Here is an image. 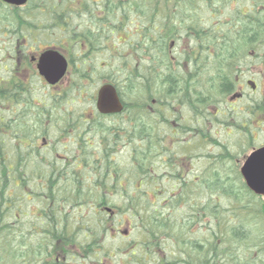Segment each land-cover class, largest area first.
<instances>
[{
    "label": "trees",
    "instance_id": "1",
    "mask_svg": "<svg viewBox=\"0 0 264 264\" xmlns=\"http://www.w3.org/2000/svg\"><path fill=\"white\" fill-rule=\"evenodd\" d=\"M140 3L29 0L27 21L15 12L18 25H44L52 38L65 33L76 51L100 53L99 83L116 85L127 107L118 117L102 115L104 134L113 140L104 141L112 151L124 150L114 160L105 156L108 190L118 192L109 202L89 203L81 192L83 172L68 170L65 159L58 176L46 173L40 164L31 177L24 176L30 155L17 141L23 115L4 112L0 84V264H19L18 259L23 264H264V198L251 192L240 174L241 160L256 145L251 135L256 130L240 123L215 126L210 111L201 112L211 105L206 97H225L227 80L178 83L173 69L165 80L162 66L174 57L162 52L155 2ZM142 8L146 20L141 36L132 22ZM10 10L0 5V14ZM130 25L131 40L123 44L118 37L128 36ZM76 78L77 85L56 100L58 118L85 115L79 102L83 78ZM168 96L171 108L187 113V135L166 129ZM197 165L206 169L196 172ZM57 179L64 197L48 208L35 205L34 220L17 225L10 188L31 184L35 200L41 202L44 189ZM48 194L49 199L56 196L51 190ZM29 221L37 228L36 252ZM60 223L66 228L58 227ZM110 238L117 241L114 248L109 247Z\"/></svg>",
    "mask_w": 264,
    "mask_h": 264
},
{
    "label": "flooded vegetation",
    "instance_id": "2",
    "mask_svg": "<svg viewBox=\"0 0 264 264\" xmlns=\"http://www.w3.org/2000/svg\"><path fill=\"white\" fill-rule=\"evenodd\" d=\"M154 2V18L158 21L155 28L162 36V52L167 50L166 53L174 57V61L165 62L166 65L162 66L165 80L168 78L169 69L175 70L178 76L176 81L183 84H194L202 80H227L225 97L217 101L214 94L206 97L205 100L208 99L211 105L200 110L202 113L210 111L215 122H209V118L205 117L210 127L213 124L219 126L220 122L223 127H232L238 123L246 129L254 127L256 132L251 131V135L258 142L259 136L264 134V0ZM0 5L11 9L3 15L0 14V84L5 93L4 112L9 115L12 112L23 115L24 120L18 124L21 129L17 141L24 152L30 155L27 159L30 168L26 166L24 176L31 177L33 168L38 164L43 166L46 173L58 176L64 171L62 164L65 159L66 163L70 162L68 170L74 173L83 172L81 192L86 195L87 202H109L116 197L114 194L118 190H108L107 170H110V166L106 164V157L114 160L124 150L118 147L112 151L108 147L109 143L104 141V136L107 135L103 131L105 124L102 123V115L111 119L124 112L127 103L121 90L112 83H99L97 56L100 53L96 54V51L90 49L78 52L77 45H72L65 33L61 38H52L49 31L44 30V25H18L15 12L27 21V5L11 6L1 0ZM167 18L172 19V27ZM137 19L132 23L137 24L136 29L140 30L142 36L146 20L143 8ZM118 39L123 44L131 40V25L128 36L121 35ZM131 43L129 41L128 44ZM113 51L116 54L115 48ZM52 52L65 62V72L58 82L50 79L60 73L45 64L44 56ZM129 54H132L131 50ZM57 68L63 69L61 62ZM79 76L83 78L79 102L85 115L58 118L56 100L77 85L76 77ZM106 85L116 89L122 104L121 112H100L98 98L101 88ZM9 92L14 96H10ZM170 106L171 98L168 96L163 118V122L168 124L166 129L174 132L185 131L187 135V113L181 107ZM119 124L121 123H117ZM12 126L14 124H10ZM233 130L231 128L227 131ZM219 134L216 133L217 138ZM9 137L14 142L11 132ZM186 139L187 137L184 138ZM257 142L244 156L248 157L254 150L264 146V142ZM11 150L13 154L16 153L14 145ZM12 173L15 175V172ZM61 187L62 183L57 179L50 188L44 189L41 202H38L39 199L35 200L34 187L31 184L10 188L9 192L15 201L14 218L17 225L26 219L34 220L35 205L48 208L51 201L62 199L64 195ZM49 190L56 194L53 199H49ZM103 210L110 213L109 207ZM30 221L29 237L33 242V251L36 252L33 239L37 228ZM58 227L65 229L66 225L60 223ZM18 263L23 264L19 259Z\"/></svg>",
    "mask_w": 264,
    "mask_h": 264
},
{
    "label": "water",
    "instance_id": "3",
    "mask_svg": "<svg viewBox=\"0 0 264 264\" xmlns=\"http://www.w3.org/2000/svg\"><path fill=\"white\" fill-rule=\"evenodd\" d=\"M13 5H22L27 0H3ZM45 64L51 66L53 71H57L60 74H56L52 79V82H58L62 73L65 72V62L62 61L56 53L52 52L44 56ZM56 62V64H55ZM59 62L62 63L63 69L57 68ZM99 110L105 114L118 113L122 110L121 101L118 99V95L114 88L104 87L100 92L99 98ZM241 174L245 180L246 185L250 191H253L256 195L264 197V147L262 149L251 154L250 158L246 161L241 169Z\"/></svg>",
    "mask_w": 264,
    "mask_h": 264
},
{
    "label": "rangeland",
    "instance_id": "4",
    "mask_svg": "<svg viewBox=\"0 0 264 264\" xmlns=\"http://www.w3.org/2000/svg\"><path fill=\"white\" fill-rule=\"evenodd\" d=\"M144 5H149V4H151V3H153L152 2V0H140ZM98 64H99V61L97 62V66H98ZM99 67V66H98ZM98 70H99V68H98ZM259 141L257 142V144H261V143H263L264 142V135H261V136H259ZM247 157V156H246ZM245 159H242V162L244 161ZM244 163V162H243ZM116 244H117V241H112V239L110 238V243H109V247H112L113 246V248L116 246ZM107 264H113L112 263V261H109V262H107Z\"/></svg>",
    "mask_w": 264,
    "mask_h": 264
},
{
    "label": "bare ground",
    "instance_id": "5",
    "mask_svg": "<svg viewBox=\"0 0 264 264\" xmlns=\"http://www.w3.org/2000/svg\"><path fill=\"white\" fill-rule=\"evenodd\" d=\"M167 20H168V24L170 25V27H172L171 26V21H172V19H169V18H167ZM104 138L106 139V140H109V141H113L112 139H108L107 138V136H104ZM192 141H193V139H191ZM186 141H189V139H186ZM197 142L199 141V138L196 140ZM201 144H203V142L201 143ZM179 152H180V149H179ZM178 152V153H179ZM197 159V158H196ZM198 166V165H197ZM195 169V168H194ZM201 169H206V168H203V167H200V166H198V170H195L196 172L198 171H200Z\"/></svg>",
    "mask_w": 264,
    "mask_h": 264
}]
</instances>
